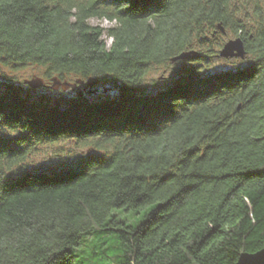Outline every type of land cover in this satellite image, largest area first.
Segmentation results:
<instances>
[{"label": "trees", "instance_id": "1", "mask_svg": "<svg viewBox=\"0 0 264 264\" xmlns=\"http://www.w3.org/2000/svg\"><path fill=\"white\" fill-rule=\"evenodd\" d=\"M237 3L0 0V65L108 88L0 92V264H75L86 239L108 234L120 251L108 264H236L264 249V0ZM219 24L248 57L207 73ZM195 48L182 63L193 69L146 90L152 72ZM60 141L91 154L27 169L37 145ZM146 207L137 227L114 215Z\"/></svg>", "mask_w": 264, "mask_h": 264}, {"label": "rangeland", "instance_id": "2", "mask_svg": "<svg viewBox=\"0 0 264 264\" xmlns=\"http://www.w3.org/2000/svg\"><path fill=\"white\" fill-rule=\"evenodd\" d=\"M244 2V0H238V5L240 6ZM241 6H247L245 3ZM247 7H244V9ZM247 10L251 13V7H248ZM92 25H99L106 29L113 27L116 25L115 21H110L108 19L101 18H92L89 21ZM214 42L220 41L222 42V47L228 42L230 39H236L231 32H227L225 29V33L222 31H217L214 34ZM103 39L105 40L108 47L112 45L113 39L109 37L108 33L105 32ZM213 43V42H212ZM221 47V48H222ZM197 51L199 49L195 48ZM200 51V50H199ZM175 57V56H174ZM173 57V58H174ZM235 59L224 58L218 54L216 58L212 59H203L200 61V65L205 67L207 73L212 72H222L229 69H232ZM237 60V59H236ZM184 62V61H183ZM180 61L170 62L168 66H162L160 69H156L154 72L150 74L146 81V90L148 92L157 91L159 89H165L168 87L172 80L184 73H188L191 69H193L196 64H182ZM34 77L45 78L42 75L40 69L35 67H26L21 69H16L11 66H3L0 65V92H4L6 90V85L8 82H23L25 79H32ZM75 79H70V82H74ZM108 89V88H107ZM34 90V89H32ZM96 95L104 96L106 92L103 91L102 86L96 85L95 87ZM113 92H111V96H113ZM99 96V97H100ZM98 97V96H95ZM3 135L7 138H16L20 135L18 132H11L8 130L3 131ZM87 148H78L74 146L72 143L60 141L56 144H44L37 145L29 158L27 163L29 170H49L51 168H55L60 166L62 161L66 160L69 162L77 163L81 160L82 156L85 155ZM149 212V207L142 208L139 211H125L124 209H117L114 211V215H116L119 219L125 220L126 224L131 225L133 227H137L141 224L146 214ZM116 235L108 234L103 237L104 239H99L98 237H89L84 241V243L76 250L75 253V264H108L107 260L104 258L105 253L109 256V258L119 255L120 251L116 247ZM99 252V255L92 256L93 250ZM91 256V259H90ZM241 256V255H240ZM112 259V258H111ZM238 262V261H237ZM237 264V263H236Z\"/></svg>", "mask_w": 264, "mask_h": 264}, {"label": "water", "instance_id": "3", "mask_svg": "<svg viewBox=\"0 0 264 264\" xmlns=\"http://www.w3.org/2000/svg\"><path fill=\"white\" fill-rule=\"evenodd\" d=\"M218 29L225 33V29L222 25L218 26ZM220 55L224 58H240L245 59L247 57V51L245 50V44L242 38L231 39L225 43L223 48L220 51ZM198 56L197 51H188L182 52L179 55L173 58V61H181L185 59H191ZM99 80L94 77H89L87 79H77L74 82L69 81H61L58 79H52L50 82L46 81L40 77H34L32 79H25L23 81L24 85L28 86L31 89L39 90L42 88H51V89H59L62 88L64 91H68L71 89L72 91L78 90L81 86H85L88 94H93L95 91L96 85L99 84ZM108 89L105 87L104 92H107ZM241 108V105L238 109ZM237 264H264V249L253 253H243L239 259Z\"/></svg>", "mask_w": 264, "mask_h": 264}, {"label": "bare ground", "instance_id": "4", "mask_svg": "<svg viewBox=\"0 0 264 264\" xmlns=\"http://www.w3.org/2000/svg\"><path fill=\"white\" fill-rule=\"evenodd\" d=\"M238 38H241V37H238ZM243 40V39H242ZM245 50L247 51V49H246V47H245ZM248 53V52H247ZM47 81V80H46ZM48 82H50V81H48ZM63 90L62 88H59V89H56V90ZM53 90H55V89H53ZM64 91V90H63Z\"/></svg>", "mask_w": 264, "mask_h": 264}]
</instances>
